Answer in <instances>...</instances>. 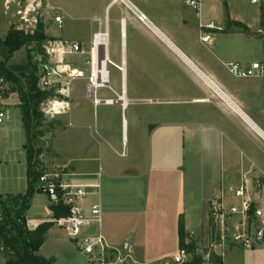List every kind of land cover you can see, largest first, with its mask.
Returning <instances> with one entry per match:
<instances>
[{
  "label": "crops",
  "instance_id": "1",
  "mask_svg": "<svg viewBox=\"0 0 264 264\" xmlns=\"http://www.w3.org/2000/svg\"><path fill=\"white\" fill-rule=\"evenodd\" d=\"M46 3L56 16L62 18V26L66 20H71V13L63 3L55 4L52 0H46ZM166 4L167 0H86L79 6L81 14L97 8L104 15L109 8H114L105 30L101 19L95 15L87 19L89 24L84 20V24H80L82 27L64 30L66 34L62 41L73 44H77L76 40L88 42L93 34L106 35L104 64L107 65L109 61V65L116 70L118 67L124 69L120 90L118 85L113 86L109 81V90L118 99L116 103L109 105L99 100L96 105L116 104L126 112L122 121L124 153L119 156L127 157V160L117 162L112 159L110 151L115 154L116 151L107 140L96 143L94 139H89L91 135L87 139L85 136L87 132L91 133V127L84 123L78 103H66L67 110L62 115L69 126L68 133L77 135L73 140L70 138L69 144L78 147L81 163L76 167L70 164L72 159H67L71 165V168L66 165L72 175L71 180L79 185L99 186L97 190H92L93 194L87 197L86 204L100 207L105 242L109 247L128 255V264H161L172 259L179 250L180 223L185 243L192 241L197 246L202 243L208 249L203 254L195 248L199 264H264V247L246 251L208 241V201L243 182L249 186V178L264 177V169L259 163L260 154L256 152L263 153L261 146L255 141L251 143L256 145L257 150L247 144L237 145L223 129L224 125L228 129L231 124L240 125L264 143V130L258 125L261 119L250 102L254 92L258 91L233 86L217 71V67H222L229 72L228 66L239 62H223L219 56L212 57L215 55L210 35L215 36L213 33L216 29L220 32L224 29L214 27L208 20L203 11V0L192 18L198 29L197 41L202 49L195 45L197 42H188L192 23L190 14L178 12ZM225 4L229 21L240 26L237 32L250 31L251 25L240 18L236 0H225ZM258 7L264 10V3ZM137 13L145 16V23L137 20ZM111 33L119 37L120 47L127 48L130 44L137 54L145 55L154 45V56L169 60L173 69L171 73L183 82L181 91L185 94L184 98L177 101L144 99L160 109L137 108L135 103L140 100L135 97L138 94L136 91L129 92L125 82L123 51L119 65L109 58ZM258 34H262V31L258 30ZM205 38L207 40L204 41ZM106 65L105 75L97 84L100 87L107 84ZM261 65L264 66V63ZM73 76H80L79 70L75 69ZM120 98H123V105ZM173 106L174 110L168 109ZM130 123L140 133L132 151L127 150ZM91 143L93 147L90 148ZM24 145L20 142L19 150H15L19 161L16 157L13 159L15 165L25 162L24 182L13 184L11 181L9 185L4 182L0 197L23 195L26 192ZM5 151L0 152V164H6L5 160L11 158V152ZM229 161H235L233 167L227 163ZM41 195L39 192L34 193L25 214L28 231H34L41 224L52 220L47 201L37 200ZM203 209L206 211L205 216ZM59 231L65 235L52 225L37 253L52 264H61L58 254L48 256L45 253L49 247L64 246L65 240L57 236ZM4 263L0 255V264Z\"/></svg>",
  "mask_w": 264,
  "mask_h": 264
},
{
  "label": "rangeland",
  "instance_id": "2",
  "mask_svg": "<svg viewBox=\"0 0 264 264\" xmlns=\"http://www.w3.org/2000/svg\"><path fill=\"white\" fill-rule=\"evenodd\" d=\"M8 1L9 2L6 4L4 3L5 0H0V52L3 54L2 61L4 62V68L9 78V80H6L3 91L5 97L4 108L9 114V120L0 126V152L3 153L5 150H7L5 152H11L9 155L11 158L5 160L6 164L4 162L0 164V191L1 187H4V182H6L5 185H9L11 181L13 184L19 181L24 182L25 177V162L21 161L18 165H15V163L13 164V159H15V157L17 162L19 161V156L15 150H19L20 142L26 143V135L23 129L22 113L20 109L24 103L19 100V90L26 96V103L28 102L30 124L28 137L34 154L37 153L38 155L36 159L40 171L66 165L71 168L70 164L79 167L81 164L79 162L78 147L74 146L72 143L69 144L70 138L73 140L77 135L74 132L68 133L69 126L66 119H64V115H62V113L67 110L66 106L68 103H78V108L80 107L79 109L83 115L84 123L90 125L91 133L87 132V136L85 137L88 139L90 137L89 135H91L92 138L89 139H94L96 143L107 140L111 143L113 150L116 151V154L110 151L111 158L117 162L126 161L127 157L121 158L119 156L121 153H124V148L122 147V121L125 119L126 112L122 111L120 106L116 104L112 106H94L91 100L87 98L86 94L88 78L95 70L94 61L97 60L96 67H98V61H104L105 49L101 47H99V49H94L91 45L92 38L96 34H93L91 39H88V42L82 43L79 40L75 41L80 46V51L83 52L82 54L63 57L61 62H57L54 59L50 60L46 55V51L50 50L53 46L51 43L54 41H62L63 37H65L66 32L64 30L70 28L78 29L83 26L80 24H84L82 23L84 20H86V24H89L87 19L94 18L95 16L99 17L102 21L103 29L105 30V26L108 24V19L111 18L114 8L112 10L109 8L104 15L102 11L97 8L91 10V12L81 14L79 6L81 2H86V0H52L55 4L63 3L71 13V20H66L63 26L62 24L58 26L53 21L56 16L55 12H50L46 0ZM27 5H32L34 8L40 5L37 11V24L30 32H26L22 29L24 25L20 23V15H18V12L21 11L20 9ZM166 5L178 12H188L191 19L195 14L194 10L192 11V9L184 6L183 0H167ZM236 5L238 6L237 10L238 13H240V18L248 25H251L250 31L247 33L244 31L237 32L240 26L229 21L225 0H203V11H205L208 20L212 22L214 27H220L222 30L224 29L223 32L216 31V29L213 33L215 36L210 35L213 38L212 52L215 55L211 56L215 58L219 56L223 62H239V64L241 63L243 65H250L252 62L263 64L264 10H260L258 6L251 4L247 0H236ZM80 14L87 15L81 16ZM64 27L66 28L64 29ZM258 30L259 32L262 31V34H258ZM197 33L198 29L196 23L192 19L188 42H197L195 45H198V47L202 49L199 41H197ZM33 35L35 36L33 41L23 40L24 37ZM110 35L111 44L108 49L109 58L119 65L122 61L121 51H123L125 82L127 81L129 92L132 93L136 91L138 94L135 97L140 100L139 103H135L137 108L140 110L160 109L144 99H151V101L162 99L177 101L184 98L185 94L181 91V89L184 88L183 82L177 80L175 74L173 76L171 73L173 69L169 60L159 57L156 58L154 56V45L150 47L151 50L147 51L145 55L137 54L130 44L127 48H122L120 47L119 37H116L114 33ZM40 36L42 37L41 39ZM5 42H11V44L22 42V45L17 51L12 53L11 50L13 45L10 46L5 44ZM195 45L194 47H197ZM109 64V61L107 65L105 64L108 70L107 84L97 89L96 97L103 102L114 101L116 103L118 99L110 92L109 81H111V85L113 86L118 85V89L120 90L124 69L118 67L117 71ZM43 65H50L51 68L58 67L60 71L61 77L57 79L58 83L53 85L49 90H42L39 84V76L41 75ZM75 69L79 70V77L82 76L81 78L72 79L68 77L71 71ZM217 71L221 72L225 80L230 81V84L233 86L237 85L243 87L245 90L258 91L254 92L250 102L251 106L256 108L254 112H258V116L261 119L258 125L264 130V78H236L232 76L226 68L222 67H217ZM30 84L32 86L35 84L33 92ZM62 89V96L59 95L61 98H58L56 92ZM40 93H46L49 97L41 100L37 106H33V101L30 100L31 95L33 96L34 94ZM51 101L53 102L49 104ZM56 102L61 104L59 108H54L52 106V104ZM168 109L174 110L175 107L173 106ZM223 129L224 132H227L226 135L231 141L237 145L247 144L252 146L255 150H257V147L255 144H252L251 141H255L258 146L260 145L263 153H259V151L256 152L258 155L260 154L259 157L261 161H259V163L264 169V143L260 138L253 136L240 125L231 124L229 125V129L227 125H224ZM139 135V129L134 128L130 123L128 128V151H132ZM86 138H84V140L87 142ZM89 147H93L92 143ZM24 154L25 153H23V158L25 159ZM230 158L233 160L232 156H230ZM67 159H72L70 164L67 163ZM227 163H230V166L233 167L235 161H229ZM256 179L257 178H249L251 182H254ZM224 193H227V191ZM37 200L44 203L47 201L46 197L44 198L43 195L39 196ZM209 205L210 200L208 201V210L210 207ZM205 212L206 211L203 209V216H205ZM57 229L60 230L59 228ZM57 236L59 239L65 240L64 246L49 247L46 249L45 255L50 256L58 254L61 264H86L85 259L78 253L75 245L66 239L63 233L60 232ZM216 240L215 230L210 225L209 221L208 241L213 243L216 242ZM194 246L198 248L200 253L204 254L208 252V249H206L202 243H200V246L196 244H194ZM196 253L198 252H196L195 249V254ZM0 255L5 261V256L2 253H0ZM161 264L174 263L172 259H170Z\"/></svg>",
  "mask_w": 264,
  "mask_h": 264
},
{
  "label": "built area",
  "instance_id": "3",
  "mask_svg": "<svg viewBox=\"0 0 264 264\" xmlns=\"http://www.w3.org/2000/svg\"><path fill=\"white\" fill-rule=\"evenodd\" d=\"M251 4L261 6L264 0H249ZM7 0L5 3L7 4ZM201 0H183L185 7L194 11L198 10ZM20 6V5H19ZM38 5L34 8L27 5L20 9V23H23L24 31L30 30L37 24ZM50 12H54L49 8ZM140 23H145L146 18L140 13L136 14ZM54 23L62 24V18L55 16ZM207 40L206 38L204 41ZM100 43V35H94L91 45L97 49ZM50 45V44H49ZM46 55L50 60L61 62L63 57L82 54L80 46L65 41H54ZM95 71L88 78L86 89L87 98L96 105L98 99L96 91L100 88L97 85V60H95ZM4 66L0 52V126L8 118V112L4 108L5 97L3 94L6 78L1 69ZM229 72L232 76L241 79L262 78L264 66L259 63H252L248 66L230 64ZM74 71V70H73ZM69 78H81L73 76ZM60 71L58 67L51 68L50 65H43L39 84L42 90H49L58 83ZM62 96V90L56 92ZM51 101L49 104H51ZM110 101H104L106 104ZM71 173L67 166L54 167L42 170L35 189L43 194L51 206L62 205L68 209L65 217L52 219V225L62 230L67 238L75 245L78 253L85 259L86 264H128V255H124L118 249L109 247L102 234V214L100 207L96 204H86L87 197L92 195V190H97L98 185H79L71 180ZM261 181V182H260ZM209 221L215 230L217 242L221 245L232 246L238 249L250 251L258 247H264V177L257 178L248 186L246 182L241 183L227 193L210 200ZM2 249L0 248V253ZM189 260V255L184 250L172 257L174 264H183Z\"/></svg>",
  "mask_w": 264,
  "mask_h": 264
},
{
  "label": "trees",
  "instance_id": "4",
  "mask_svg": "<svg viewBox=\"0 0 264 264\" xmlns=\"http://www.w3.org/2000/svg\"><path fill=\"white\" fill-rule=\"evenodd\" d=\"M34 38V35L26 36L23 40L33 41ZM41 38L40 36V39ZM21 43L22 42L11 44V42H5V44L10 46L13 45L11 50L12 53L19 49L22 45ZM1 56H3V54H1ZM1 69L6 80H9L8 73L3 65ZM34 85L30 86L32 87V92L34 91ZM18 93L20 102L24 103L20 109L22 113L23 129L26 135L24 149H26L27 189L23 195L0 197V248L2 249L1 253L6 259L4 264H52L51 261L37 254L44 242L47 231L52 227V223H43L34 231H28L26 229L25 214L30 207V202L34 193L37 192L35 185L41 171L38 168L39 164L36 159L38 155L37 153L34 154L28 137L30 131L28 102L26 103V96H24L22 91L19 90ZM47 97H49V95L46 93L34 94L33 96L31 95L30 100L33 101V106H37L41 100ZM57 97L61 98L59 95ZM50 211L52 213V219L65 217L68 214V209L62 205L51 206ZM178 235V249L184 250L189 255V260L183 264H199L200 260L195 255L194 242L190 241L189 243H185V235L181 223L178 226Z\"/></svg>",
  "mask_w": 264,
  "mask_h": 264
},
{
  "label": "bare ground",
  "instance_id": "5",
  "mask_svg": "<svg viewBox=\"0 0 264 264\" xmlns=\"http://www.w3.org/2000/svg\"><path fill=\"white\" fill-rule=\"evenodd\" d=\"M6 1L7 0H5V2ZM105 44H106V35H100V43L98 44L97 49H99V47L105 48ZM100 54H102V53H100ZM105 55H106V50H105ZM105 55H104V57L102 56L104 58V61L103 62L98 61L97 71L95 72L96 73V77H97V84H99L101 82V80L103 79V75H105V70H104V66H105V64H104V62H105ZM119 101L122 103V105L124 104L123 98H120ZM114 103H115L114 101H110V102H107L106 104L111 105V104H114ZM52 106L54 108H59V106H61V104L58 103V102H56V103L52 104Z\"/></svg>",
  "mask_w": 264,
  "mask_h": 264
}]
</instances>
